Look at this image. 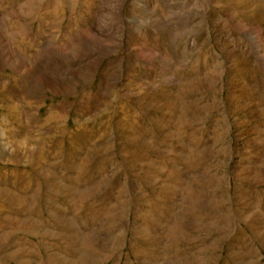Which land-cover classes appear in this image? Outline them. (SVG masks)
Segmentation results:
<instances>
[{
  "label": "rangeland",
  "instance_id": "rangeland-1",
  "mask_svg": "<svg viewBox=\"0 0 264 264\" xmlns=\"http://www.w3.org/2000/svg\"><path fill=\"white\" fill-rule=\"evenodd\" d=\"M0 264H264V0H0Z\"/></svg>",
  "mask_w": 264,
  "mask_h": 264
},
{
  "label": "bare ground",
  "instance_id": "bare-ground-1",
  "mask_svg": "<svg viewBox=\"0 0 264 264\" xmlns=\"http://www.w3.org/2000/svg\"><path fill=\"white\" fill-rule=\"evenodd\" d=\"M138 2H139V1H138ZM139 3H140V2H139ZM171 8H172V7H171ZM254 38H255L254 36L251 37V39H254ZM255 50H256V49H255ZM7 146H10V144H9V145L7 144ZM10 147H11V146H10ZM21 147L24 148V144H23V143H21ZM22 148H21V149H22Z\"/></svg>",
  "mask_w": 264,
  "mask_h": 264
}]
</instances>
